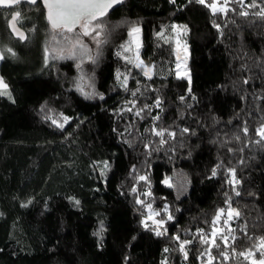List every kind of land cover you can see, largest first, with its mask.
<instances>
[{"label": "trees", "instance_id": "16d2710c", "mask_svg": "<svg viewBox=\"0 0 264 264\" xmlns=\"http://www.w3.org/2000/svg\"><path fill=\"white\" fill-rule=\"evenodd\" d=\"M213 2L124 0L99 18L105 43L80 37L95 63L46 53L70 45L59 33L53 40L41 0L0 7V76L11 95H0V264L264 258L256 247L264 238V17L235 0L233 10L213 13ZM253 2L264 7L244 0ZM13 10L26 39L9 29ZM173 22L188 29L190 78L177 73ZM138 25L140 53L129 35ZM137 55L150 78L134 66ZM63 116V128L52 123ZM233 210L239 216L228 219ZM248 250L252 258L238 255Z\"/></svg>", "mask_w": 264, "mask_h": 264}, {"label": "snow or ice", "instance_id": "6c2138e0", "mask_svg": "<svg viewBox=\"0 0 264 264\" xmlns=\"http://www.w3.org/2000/svg\"><path fill=\"white\" fill-rule=\"evenodd\" d=\"M22 2V0H0V7L4 8H12L15 5H18ZM32 4H35L37 0H30ZM122 0H43V3L45 7L47 8V19L51 24V28L53 30V40L56 38V34H62L63 39L68 42L70 47H68L67 52L63 48L57 50V49H52V59H66V58H80L81 62H83V56H87L88 60L92 61L95 63L96 57L92 56L89 54L90 50L88 47L82 43L80 37L81 36H90L92 40L95 42V44L99 47L106 41L99 39L101 31L103 30L101 27V24L99 22V18L103 17L106 15L107 10L112 8L114 4H119L121 3ZM174 2V0H173ZM198 3L204 4L205 0H197ZM230 0H220L219 6L217 2H214L212 4H209L208 7H210L213 11V13L216 12H224L226 13L229 10L228 5H229ZM236 3H239L241 7L247 9V8H258L259 10L255 12V15H259L261 17H264V7H259L255 2L251 4H245L244 0H235ZM242 16H247L249 15V12L247 10L241 11L239 13ZM21 16L20 12H15L13 15H11V20H10V27L12 31L16 34V36L23 40L26 39L25 34L16 27L17 22L19 21ZM218 27V26H217ZM79 29V30H77ZM140 31L139 28L133 27L129 35L131 36L133 33H138ZM69 33H74L75 38L70 39L68 34ZM8 53H12L11 49L6 50ZM46 53L48 52V49H45ZM80 53V56H77V53ZM119 55V53H118ZM4 55L3 52H0V59H3ZM47 59V56H46ZM137 60H139V57L137 55L136 57ZM129 63H133V61H129ZM143 64L142 61L135 63V67H141ZM81 65L77 64V68H80ZM144 75L148 76L150 78V72L151 69L145 67L143 69ZM179 75V73H178ZM83 79V77H81ZM117 79H121V75L118 73L117 74ZM247 83V81H245ZM121 86L125 87L127 90V77H124V79L121 82ZM77 89L84 94L86 97H89L93 95V93H84L83 87L80 86L79 84L77 85ZM0 95H6L11 98L10 93L8 92V85L4 82L3 78L0 77ZM135 95V93H133ZM103 98V97H101ZM183 99V97H181ZM160 104V101H156V106L158 107ZM147 107V106H145ZM131 110V109H130ZM137 115H139V112H137ZM51 119L50 117H47ZM159 119V117H156ZM63 123H59L57 120L53 119L52 123L56 125L58 128H63L65 124L68 123L69 118L66 116L62 117ZM185 132H187V129H184ZM247 131V129H245ZM257 134L261 137L262 140H264V125L261 126L260 129L257 130ZM155 135L157 136H163L164 132L163 131H156ZM169 135H174V133H169ZM164 141L162 140L161 143ZM107 167V164H105V168ZM232 174V180L230 183H236L238 184L239 181L235 180V172L234 170H229ZM213 176L216 175L215 169H213ZM141 181L147 180V177L141 176L140 177ZM165 183H168L167 180L164 181ZM171 186V185H169ZM135 192L136 190L133 189ZM151 193H147V195H150ZM239 195V193H236ZM78 203V201H77ZM137 203L143 204V201L137 200ZM149 209H151V205H147ZM167 209H165L166 211ZM223 209L220 210V212L217 214L216 220L218 221L220 219L221 213H223ZM151 215H159V213H150ZM236 216H239L238 212L230 211L228 214V219H232ZM172 217L169 216V219ZM228 221L225 220V224H227ZM153 224L156 225L157 227L161 226L163 224V221H153ZM144 226L147 228L149 225L147 223L144 224ZM157 235H162V232H157ZM217 236V231L214 230L212 233V243L215 247L219 248L220 244L216 243L215 237ZM179 239V237H177ZM220 239L224 242L225 245H227L229 236L225 234L220 235ZM234 240L235 237H232ZM205 243H208L207 240L204 241ZM185 243L187 242H182L180 247L181 250L184 249ZM258 250H264V238H261L259 240L258 245L256 246ZM167 251V249L165 250ZM254 252L252 250H248L247 252H241L238 255L243 256L245 259H250L254 256ZM220 255L223 256L224 259H228V255L224 252H221ZM210 256V253H209ZM261 256L264 257V251H261ZM212 258L210 257L209 259V264H211ZM252 264H264V258H262L259 262L256 260H252Z\"/></svg>", "mask_w": 264, "mask_h": 264}, {"label": "rangeland", "instance_id": "374dc122", "mask_svg": "<svg viewBox=\"0 0 264 264\" xmlns=\"http://www.w3.org/2000/svg\"><path fill=\"white\" fill-rule=\"evenodd\" d=\"M136 27L139 28L140 31L138 33H133V44L135 45L137 52L140 53L143 46L142 37H141V27L139 25ZM171 31L173 32V37L175 39L176 48H177V60H176L177 73L184 74L185 76L190 78L191 73L189 71V65L187 62L189 57V43L187 38L188 29L183 24L173 22ZM48 53L52 55V51L49 50ZM140 61L143 62L142 65L144 67L150 68L152 72V67L148 66L139 55V60H137L136 63ZM124 106L127 107L128 103H125Z\"/></svg>", "mask_w": 264, "mask_h": 264}, {"label": "water", "instance_id": "95a60500", "mask_svg": "<svg viewBox=\"0 0 264 264\" xmlns=\"http://www.w3.org/2000/svg\"><path fill=\"white\" fill-rule=\"evenodd\" d=\"M23 1L30 2V0H22V2H23ZM123 1H124V0H122V2H123ZM41 2H42V4H43V6L45 7V5H44V3H43V0H41ZM122 2H121V3H122ZM121 3H119V4H121ZM116 5H118V4H114L113 7L116 6ZM15 6H17V5H15ZM15 6H13L12 8H14ZM113 7H112V8H113ZM112 8L108 9L107 11H110ZM15 12H17V10H13V11L11 12L10 16H9V18H8V26H9V29L11 30L12 34H13L15 37H17L16 34L12 31V29H11V27H10L11 15H13ZM45 15H46V17H47V8H46V7H45ZM16 27L19 29V31L23 32V33L25 34V37H26L25 29L19 24V22H17ZM17 38H18V37H17Z\"/></svg>", "mask_w": 264, "mask_h": 264}]
</instances>
